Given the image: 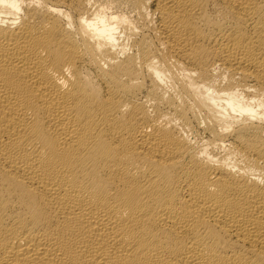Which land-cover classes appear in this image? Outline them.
I'll use <instances>...</instances> for the list:
<instances>
[{
    "label": "bare ground",
    "instance_id": "6f19581e",
    "mask_svg": "<svg viewBox=\"0 0 264 264\" xmlns=\"http://www.w3.org/2000/svg\"><path fill=\"white\" fill-rule=\"evenodd\" d=\"M0 264H264V0H0Z\"/></svg>",
    "mask_w": 264,
    "mask_h": 264
}]
</instances>
